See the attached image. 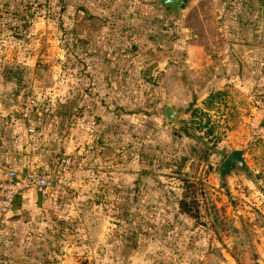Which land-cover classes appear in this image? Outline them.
<instances>
[{
	"label": "rangeland",
	"instance_id": "obj_1",
	"mask_svg": "<svg viewBox=\"0 0 264 264\" xmlns=\"http://www.w3.org/2000/svg\"><path fill=\"white\" fill-rule=\"evenodd\" d=\"M136 2L0 0V107L7 112L0 113V121L19 119L18 107L27 94L54 109L72 95L81 102L85 93V111L93 114L90 124L104 125L101 117L108 113L114 117L112 132L103 129L119 152L102 163L104 174L77 178L82 166L63 182H77L74 195L68 193L78 200L74 209L101 217V230L112 234L110 240L96 241L94 249L105 245L99 264H133L134 258L141 263L150 248L161 247L171 251L146 259L155 258L153 264H264V131L259 134L251 121L255 96L242 110L240 123L234 120L235 107L222 97L206 96L207 84L201 86L204 100L198 109V79L173 45L181 34L175 32L179 15L160 16L156 8L138 14ZM87 3L100 14L81 11ZM106 5L108 11H102ZM129 9V15H121ZM191 22L187 17L185 24ZM79 39L98 44L86 48ZM149 39L160 41L163 50ZM149 50L164 52L166 60L158 64L161 57ZM110 78L117 93L107 92ZM96 105L100 116L93 113ZM167 105L185 112L181 127L167 123ZM234 149L248 150V170L223 184L218 169ZM114 169L119 170L109 177ZM124 172L135 177L118 176ZM82 186L89 190L79 192ZM186 195L199 201L198 220L178 213L177 204Z\"/></svg>",
	"mask_w": 264,
	"mask_h": 264
},
{
	"label": "crops",
	"instance_id": "obj_2",
	"mask_svg": "<svg viewBox=\"0 0 264 264\" xmlns=\"http://www.w3.org/2000/svg\"><path fill=\"white\" fill-rule=\"evenodd\" d=\"M101 1L102 3L118 2V0ZM108 7L110 6L106 5L100 9L104 11L103 9L106 10ZM114 7L117 8L115 4ZM154 8L160 16L177 14L180 17L175 32L177 30V33L181 34L176 35V42L173 45L179 49L181 57L187 58L186 64H191L193 73L198 79L197 91H194V95L198 97L196 107L199 109L203 104L201 86L207 84L206 96L214 99L222 97L225 104L235 107L238 112L234 120L239 119L240 123V120L245 118L241 113L242 110L250 101V97L255 96L257 102L251 114V121L257 126L259 134L262 133L264 131V0H185L182 12L162 5L159 0H138L133 11L148 15ZM80 10L85 12L90 10L95 14V10H98L100 14L99 8L92 10L88 3ZM129 11L131 12V9L122 12L120 10L118 13L129 15L127 13ZM146 11L149 12L146 14ZM189 16L192 18L190 27L185 24ZM80 39L77 42L86 48L98 44L95 39L92 41H80ZM149 42H153V46L156 45L155 47L163 50L160 41L149 39ZM154 50L149 51L152 53ZM155 54L162 59L157 61L158 64L167 58L164 52ZM152 57V54L148 55L150 62ZM86 58L88 63L92 56ZM113 79H109L111 88L107 89L108 94L117 93ZM202 80H205L203 85L200 84ZM95 87L97 88L98 85ZM250 87L252 90H249L251 92L249 96L247 92ZM31 96L34 97V94ZM81 96V102L72 95L68 98V103L58 105L54 109L46 107L40 102L41 100L34 97L39 106L29 120L21 119L18 115L19 119L9 117L0 121V175L8 169L21 173L33 169L44 174L52 171L59 159L72 154L82 156L83 170L78 176L76 175L77 178L80 175L92 176L95 172L98 175L104 174L99 171L102 163L114 160L115 156L112 153L119 151H115L110 141L112 138L103 128L112 132V126L117 123L108 113L101 117L104 125L98 121L94 125L90 124L88 121L93 114L89 115L85 109L88 96L85 93ZM93 109L95 116H100V108L96 105ZM0 113H4L5 116L7 112L5 108L0 107ZM262 137L264 138V134ZM91 158L93 162L86 170L85 167L88 166ZM115 170L119 169H114L107 175L109 177L115 175ZM120 175L127 181L135 177L133 173L124 172L118 174ZM74 183L77 182L69 184L65 182L56 189L51 187L43 192L24 194L16 199L8 220L0 224V264H99L101 262L103 250L100 246L105 245L104 243L96 245L95 249L94 246L98 240H110L112 234L101 230L104 224L101 217H88L86 211L74 209L78 200L76 198V201H72L68 194H73L77 185ZM90 186L92 187L93 184ZM86 188L89 190L88 186H82L79 192H83ZM177 209L178 213H181L179 204ZM182 215L187 218L185 214ZM150 243L154 246L151 238ZM155 246L161 247L159 244ZM122 247L124 248L123 245ZM125 249L127 252L131 251L133 255L136 254L133 249ZM170 251L165 247L150 248L147 254L157 257L167 255ZM147 254H144L145 258L141 263L134 258L133 264H153L155 258L147 260Z\"/></svg>",
	"mask_w": 264,
	"mask_h": 264
},
{
	"label": "built area",
	"instance_id": "obj_3",
	"mask_svg": "<svg viewBox=\"0 0 264 264\" xmlns=\"http://www.w3.org/2000/svg\"><path fill=\"white\" fill-rule=\"evenodd\" d=\"M38 101L31 95L25 96L18 107V112L24 120L38 110ZM34 134V133H33ZM82 168V160L77 155H68L59 159L52 171L41 174L30 169L24 172L8 169L0 177V224L10 215L16 199L24 194L45 191L58 187L64 180Z\"/></svg>",
	"mask_w": 264,
	"mask_h": 264
},
{
	"label": "water",
	"instance_id": "obj_4",
	"mask_svg": "<svg viewBox=\"0 0 264 264\" xmlns=\"http://www.w3.org/2000/svg\"><path fill=\"white\" fill-rule=\"evenodd\" d=\"M164 6H167L175 11L182 12L185 0H159ZM185 115V112L174 111L173 107L170 105L166 106L165 118L167 123L172 124V126L181 127V118ZM248 153L247 149H234L229 156L223 161L218 169V176L222 183L224 184L227 178H231L236 172H241L243 174L247 173L248 165L246 161V155Z\"/></svg>",
	"mask_w": 264,
	"mask_h": 264
},
{
	"label": "trees",
	"instance_id": "obj_5",
	"mask_svg": "<svg viewBox=\"0 0 264 264\" xmlns=\"http://www.w3.org/2000/svg\"><path fill=\"white\" fill-rule=\"evenodd\" d=\"M179 209L181 213L194 220H198L200 217L199 201L192 195H186L179 201Z\"/></svg>",
	"mask_w": 264,
	"mask_h": 264
}]
</instances>
